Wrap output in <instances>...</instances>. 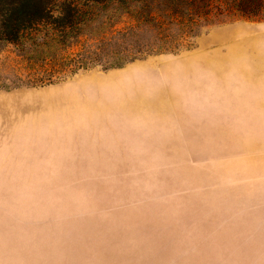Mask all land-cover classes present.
Wrapping results in <instances>:
<instances>
[{
	"label": "rangeland",
	"instance_id": "rangeland-1",
	"mask_svg": "<svg viewBox=\"0 0 264 264\" xmlns=\"http://www.w3.org/2000/svg\"><path fill=\"white\" fill-rule=\"evenodd\" d=\"M185 45L0 88V264H264V16Z\"/></svg>",
	"mask_w": 264,
	"mask_h": 264
},
{
	"label": "trees",
	"instance_id": "trees-1",
	"mask_svg": "<svg viewBox=\"0 0 264 264\" xmlns=\"http://www.w3.org/2000/svg\"><path fill=\"white\" fill-rule=\"evenodd\" d=\"M262 16L264 0H0V51L12 46L22 63L0 60V88L120 68L189 45L214 22Z\"/></svg>",
	"mask_w": 264,
	"mask_h": 264
}]
</instances>
